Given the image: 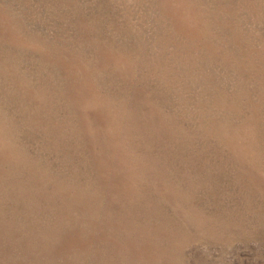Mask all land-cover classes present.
<instances>
[{
    "label": "rangeland",
    "instance_id": "rangeland-1",
    "mask_svg": "<svg viewBox=\"0 0 264 264\" xmlns=\"http://www.w3.org/2000/svg\"><path fill=\"white\" fill-rule=\"evenodd\" d=\"M0 264H264V0H0Z\"/></svg>",
    "mask_w": 264,
    "mask_h": 264
}]
</instances>
